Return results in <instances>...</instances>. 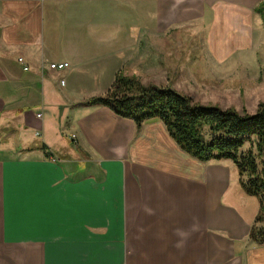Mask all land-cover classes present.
<instances>
[{"label":"crops","instance_id":"1","mask_svg":"<svg viewBox=\"0 0 264 264\" xmlns=\"http://www.w3.org/2000/svg\"><path fill=\"white\" fill-rule=\"evenodd\" d=\"M262 2L0 0V109L15 120L0 137V264H264L263 241L249 236L260 204L230 159L199 161L160 120L136 129L82 103L117 72L167 85L170 68L228 61L255 35L257 49ZM86 14L101 18V55L88 32L63 35ZM42 107L70 114L72 146L60 155L38 137Z\"/></svg>","mask_w":264,"mask_h":264},{"label":"trees","instance_id":"2","mask_svg":"<svg viewBox=\"0 0 264 264\" xmlns=\"http://www.w3.org/2000/svg\"><path fill=\"white\" fill-rule=\"evenodd\" d=\"M255 10L264 11V0ZM82 103L108 107L132 120L136 129L146 121L160 120L174 142L199 161L230 159L242 190L259 200L256 222L264 220V100L253 111L206 105L170 86L143 83L135 75L117 72L104 95ZM249 236L264 242L262 228L252 227Z\"/></svg>","mask_w":264,"mask_h":264},{"label":"rangeland","instance_id":"3","mask_svg":"<svg viewBox=\"0 0 264 264\" xmlns=\"http://www.w3.org/2000/svg\"><path fill=\"white\" fill-rule=\"evenodd\" d=\"M86 16V19L78 20V27L73 26L76 21L70 20L72 26L62 29L63 35L65 36L67 30L79 29L88 32L89 47L96 51L95 55H101L97 49V44L101 41L99 36L101 28L96 27V23L101 18L91 14H86ZM47 29L48 24L46 23ZM252 40H256V35ZM252 40L249 41L250 44L247 46L249 48L246 52L233 53L231 55L233 58L228 61L217 60L218 62H216L209 55V57H205V60H202L204 54H201L200 57L204 63L191 62L189 68H170V84L161 83L158 85L170 86L202 104L219 105L223 108L233 106L237 109L245 107L247 110L253 111L256 104L260 100H264V41L256 49V46L251 45ZM148 76L150 74L146 75V77ZM138 78L142 81L146 80L140 76ZM69 79L68 76H65L67 83H70ZM158 80L164 82L161 75ZM78 92H81L79 86ZM49 101L46 102L50 103ZM42 109L43 117L40 121L41 127L37 130L40 133L38 137L42 136L50 148L60 155L63 148L72 146V141L69 138L70 127L67 125L70 114L59 111L57 113V110L51 111L50 107H42ZM7 114L6 109H0L1 138H6L15 129L14 118L11 114H8L9 116ZM37 131L36 135H38ZM250 198L255 202L257 208L260 204L259 200L255 197ZM257 226L264 230V220L260 221Z\"/></svg>","mask_w":264,"mask_h":264},{"label":"built area","instance_id":"4","mask_svg":"<svg viewBox=\"0 0 264 264\" xmlns=\"http://www.w3.org/2000/svg\"><path fill=\"white\" fill-rule=\"evenodd\" d=\"M18 60H19V62L23 63V58L22 57H19ZM68 66H69V62H67V61H52V62H49L48 65H47L48 69H50V70H63L65 68H67ZM23 69L27 70L28 66L24 65ZM40 115L41 114H37V117H39ZM71 137L73 138L74 134H72Z\"/></svg>","mask_w":264,"mask_h":264},{"label":"clouds","instance_id":"5","mask_svg":"<svg viewBox=\"0 0 264 264\" xmlns=\"http://www.w3.org/2000/svg\"><path fill=\"white\" fill-rule=\"evenodd\" d=\"M179 234H180L181 236H184V235H185V233H184V232H182V231H181Z\"/></svg>","mask_w":264,"mask_h":264}]
</instances>
